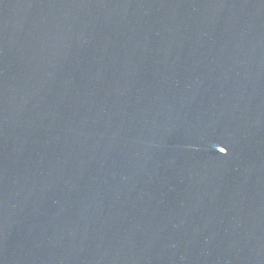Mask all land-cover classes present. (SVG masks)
<instances>
[{
    "label": "water",
    "instance_id": "water-1",
    "mask_svg": "<svg viewBox=\"0 0 264 264\" xmlns=\"http://www.w3.org/2000/svg\"><path fill=\"white\" fill-rule=\"evenodd\" d=\"M0 264H264V0H0Z\"/></svg>",
    "mask_w": 264,
    "mask_h": 264
}]
</instances>
